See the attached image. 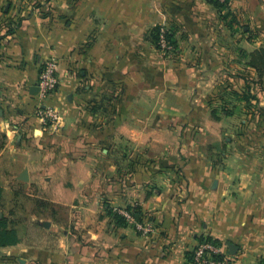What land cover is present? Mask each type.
Masks as SVG:
<instances>
[{"label": "crops", "instance_id": "obj_1", "mask_svg": "<svg viewBox=\"0 0 264 264\" xmlns=\"http://www.w3.org/2000/svg\"><path fill=\"white\" fill-rule=\"evenodd\" d=\"M224 1L0 0V159L14 162L17 184L43 193L0 264H196L188 254L203 236L221 241L232 264H264V136L231 137L226 153L218 140L210 150L204 137H161L142 116L160 92L155 28L174 37L168 74L186 79L250 64L264 49V0ZM50 59L59 85L44 102ZM41 105L62 115L58 129ZM181 143L199 146L182 154ZM120 209L152 233L118 223L110 210Z\"/></svg>", "mask_w": 264, "mask_h": 264}, {"label": "rangeland", "instance_id": "obj_2", "mask_svg": "<svg viewBox=\"0 0 264 264\" xmlns=\"http://www.w3.org/2000/svg\"><path fill=\"white\" fill-rule=\"evenodd\" d=\"M157 48L161 54L160 69L162 74L158 78L160 92L159 96L157 98L154 97L153 100L150 97L147 98V103L144 102L142 116L143 120H147L149 117V122L154 119V125L159 123L161 137L174 136L181 139L189 137L190 140H197V142H199V137H204L201 141L203 143L207 142L206 144L210 145V150L216 147L215 142L218 140L220 146H224L223 150L227 153L237 147V143L231 144L229 140L231 137L242 136L247 138L256 136L261 138L264 136V110L261 106V101L264 99V74H258L247 63L240 65L220 64L214 68H219L218 71L221 70V73L216 71V74L212 73L210 76L203 75L200 78V75H198L192 76L193 78L191 79H186V74L182 70L168 74L173 62L168 63L166 60L176 52L163 50L158 46ZM210 66L212 67V65ZM176 67L179 66L176 65ZM193 67L196 68L197 66L191 65L190 68ZM168 75H170V78ZM252 95L258 97V99L249 101L247 98ZM205 96L206 98H204ZM202 103L204 104V109H202ZM169 108L173 112L167 111ZM175 109H177V112H175ZM191 109L195 110L192 118L189 114ZM213 110H216L217 113L213 114ZM150 116L153 117L150 118ZM62 121L63 117L61 123ZM189 121H191V126H188ZM60 125L56 128L54 127V129H58ZM47 126L53 127L50 124ZM169 127V132L163 131ZM244 138L238 144V147H242L241 150L247 149V144H244L247 140ZM6 144L0 134V152L5 148ZM198 146V144L181 143L180 151L182 154H186L189 150L194 151V148H198ZM202 146L205 147V144ZM172 162L179 165V162ZM14 167L15 164L12 160L0 159V183L8 188L6 192L8 200H11L12 204H23L25 212L28 213L31 201L33 199L38 200L35 195H42L43 193H38L35 190L29 191L21 182L17 184L12 174ZM14 191L20 194L16 198L13 197L12 192Z\"/></svg>", "mask_w": 264, "mask_h": 264}, {"label": "built area", "instance_id": "obj_3", "mask_svg": "<svg viewBox=\"0 0 264 264\" xmlns=\"http://www.w3.org/2000/svg\"><path fill=\"white\" fill-rule=\"evenodd\" d=\"M220 1L223 2L224 0ZM166 33L167 30L163 28L161 30L159 44L163 50H172L173 46L169 43ZM57 71L58 62L56 60L50 59L44 63L38 83L39 96L44 102L59 85ZM39 114L46 126L50 124L56 128L61 124L62 116L54 108L48 107L47 105H41L39 107ZM118 212L128 221L133 222L137 229L143 234L148 235L152 232L153 229L149 224L136 222L135 216L130 210L120 209ZM195 262L196 264H231V260L226 252L225 246L216 245L211 242H203L198 245L195 252Z\"/></svg>", "mask_w": 264, "mask_h": 264}, {"label": "trees", "instance_id": "obj_4", "mask_svg": "<svg viewBox=\"0 0 264 264\" xmlns=\"http://www.w3.org/2000/svg\"><path fill=\"white\" fill-rule=\"evenodd\" d=\"M217 6L224 5L225 1L220 0H210ZM164 27H157L153 30V39L155 44L161 48L159 44L160 40V34L161 30ZM167 30V39L169 43L173 46V51L175 52V43H174V37L171 33V31ZM251 67L255 68L259 73H264V49L255 51L252 54V62L249 64ZM249 101L251 99H258V97L252 95L247 98ZM217 111L213 110V114H216ZM13 197H18L20 194L17 192H12ZM11 200H8V197L6 196V192L2 186H0V248H6L11 247L19 244L23 239V233H24V227L27 224L26 221V215L23 204H12L10 202ZM130 210V209H128ZM131 211V210H130ZM111 214L114 216V218L118 221L120 224L127 223L125 217H123L120 213L110 210ZM134 216L136 217V212L131 211ZM141 221V219H140ZM203 242H211L216 245H224L221 241L210 237V236H203L200 238L199 243ZM195 250L190 252L188 254V257L191 261H195ZM219 257V256H216ZM232 264V261H231Z\"/></svg>", "mask_w": 264, "mask_h": 264}, {"label": "water", "instance_id": "obj_5", "mask_svg": "<svg viewBox=\"0 0 264 264\" xmlns=\"http://www.w3.org/2000/svg\"><path fill=\"white\" fill-rule=\"evenodd\" d=\"M25 180H27V177H24ZM229 247L231 248V253L234 254L235 251H234V247L231 243H228Z\"/></svg>", "mask_w": 264, "mask_h": 264}]
</instances>
